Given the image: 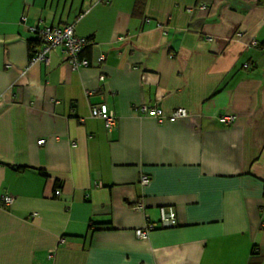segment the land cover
Here are the masks:
<instances>
[{"label": "crops", "instance_id": "0c3cea01", "mask_svg": "<svg viewBox=\"0 0 264 264\" xmlns=\"http://www.w3.org/2000/svg\"><path fill=\"white\" fill-rule=\"evenodd\" d=\"M71 23L89 65L27 68ZM0 264H264V0H0Z\"/></svg>", "mask_w": 264, "mask_h": 264}, {"label": "built area", "instance_id": "2783aa9c", "mask_svg": "<svg viewBox=\"0 0 264 264\" xmlns=\"http://www.w3.org/2000/svg\"><path fill=\"white\" fill-rule=\"evenodd\" d=\"M201 9H205L203 5ZM24 19V18H21ZM29 30L35 34L40 42V48L38 51L29 58V63L27 68L35 63L44 62L47 63V57L53 48L60 47L64 61H66L72 70H78L83 67H87L89 62L87 59L81 56L83 50L91 45V41L88 38L78 37L74 35V24H66L63 26H40V27H30ZM210 39V38H207ZM251 45H256L252 42ZM103 56H99L97 61L101 62ZM104 77L100 76L99 80H103ZM142 112L146 115L157 118L158 122L163 120V112L160 108H147L143 107ZM90 115L94 118H100L104 121L106 129H111L114 124L115 116L108 109L105 103L92 104L90 106ZM187 115V111L183 108H178L171 112L167 117L169 121H173L176 118L184 117ZM235 115L227 114L222 115L218 118V121L223 125H228L234 122ZM44 140L40 139L37 141L38 145L43 144ZM142 185L148 183L147 177H142L140 180ZM55 195L60 193L59 190H55ZM3 204H11L13 201L12 196L4 194L2 196ZM143 207L142 204L137 205L135 208L137 210ZM176 225V215L171 208L161 207L159 209V220L157 223L148 222L145 224L144 228L135 230V235L139 239H146L149 232L154 230L157 226L160 228H168Z\"/></svg>", "mask_w": 264, "mask_h": 264}, {"label": "trees", "instance_id": "16d2710c", "mask_svg": "<svg viewBox=\"0 0 264 264\" xmlns=\"http://www.w3.org/2000/svg\"><path fill=\"white\" fill-rule=\"evenodd\" d=\"M40 44L39 41H29V48H30V57H32L38 50L35 49Z\"/></svg>", "mask_w": 264, "mask_h": 264}]
</instances>
